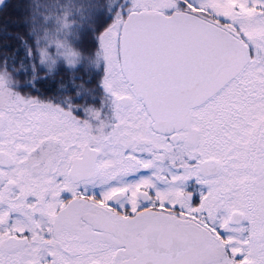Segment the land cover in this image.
<instances>
[{
    "label": "snow or ice",
    "instance_id": "1",
    "mask_svg": "<svg viewBox=\"0 0 264 264\" xmlns=\"http://www.w3.org/2000/svg\"><path fill=\"white\" fill-rule=\"evenodd\" d=\"M14 7L0 264H264V0Z\"/></svg>",
    "mask_w": 264,
    "mask_h": 264
},
{
    "label": "rangeland",
    "instance_id": "2",
    "mask_svg": "<svg viewBox=\"0 0 264 264\" xmlns=\"http://www.w3.org/2000/svg\"><path fill=\"white\" fill-rule=\"evenodd\" d=\"M9 7L5 8L3 11H0V23L7 21L9 24L13 23L17 19V11L14 7L16 0H7ZM90 38H85L87 42Z\"/></svg>",
    "mask_w": 264,
    "mask_h": 264
}]
</instances>
